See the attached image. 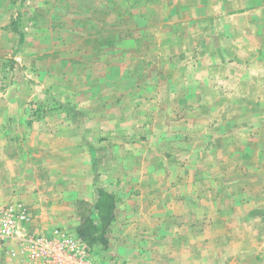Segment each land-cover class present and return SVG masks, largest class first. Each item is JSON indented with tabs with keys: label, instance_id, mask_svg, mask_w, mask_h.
<instances>
[{
	"label": "rangeland",
	"instance_id": "obj_1",
	"mask_svg": "<svg viewBox=\"0 0 264 264\" xmlns=\"http://www.w3.org/2000/svg\"><path fill=\"white\" fill-rule=\"evenodd\" d=\"M4 101L19 120L0 159L39 179L43 136L78 131L58 187L80 226L109 197L101 241L64 229L93 264L123 238L159 245L147 264H264V0H0Z\"/></svg>",
	"mask_w": 264,
	"mask_h": 264
},
{
	"label": "crops",
	"instance_id": "obj_2",
	"mask_svg": "<svg viewBox=\"0 0 264 264\" xmlns=\"http://www.w3.org/2000/svg\"><path fill=\"white\" fill-rule=\"evenodd\" d=\"M5 103L2 105V110L0 111V136H2L3 131L4 133H13V131H9L11 129H7L9 126L8 120L13 118L19 120V116H17L19 112L12 109V105L9 106L7 101ZM73 127L71 129L68 125L60 126L57 128L59 130L52 134L53 136H48V138L47 134L43 136L45 138L43 143L47 147H50L49 150L55 153V155L52 154L53 156L48 159L46 165L44 163V166L47 168L46 172L51 174L45 180L37 177L35 165L38 162L35 160L30 161L31 159H29L27 162L21 160L20 156L17 155L2 154L3 157L0 159V205L21 202L28 207L29 218L23 222V227L26 231L35 234H45L58 228L78 231L80 227V222H76L78 213L74 206L80 197L73 191L65 190L66 186L60 185L58 187V183L63 181L62 173L64 169H67V164L63 166L61 163L63 159H60L56 155L58 152L65 153L67 151L66 144H71L74 141L75 135V140H77L78 131L75 126ZM12 128L15 130V126ZM34 130H28L32 136H34ZM18 132V130H15L16 135L19 134ZM34 147L33 141L27 144L28 150ZM2 148L6 151L8 148L7 144H3ZM28 155L31 157L32 154ZM58 172H61V175ZM85 200L88 201L87 198ZM156 242L158 243L157 240ZM108 245L106 248L95 250L98 264H131L129 259L130 250L135 253L137 252V264H147L138 259L148 260L150 259V253L159 249L158 245L149 250L150 244H148L144 250H141V254L138 255V245H135L132 240H128L127 238L114 242V244L111 239ZM114 245H116L115 248ZM0 264L29 263L21 249L13 240H10L5 244L0 243Z\"/></svg>",
	"mask_w": 264,
	"mask_h": 264
},
{
	"label": "built area",
	"instance_id": "obj_3",
	"mask_svg": "<svg viewBox=\"0 0 264 264\" xmlns=\"http://www.w3.org/2000/svg\"><path fill=\"white\" fill-rule=\"evenodd\" d=\"M28 207L21 202L0 205V243L13 240L29 264H93L90 247L62 228L45 234L26 231Z\"/></svg>",
	"mask_w": 264,
	"mask_h": 264
},
{
	"label": "trees",
	"instance_id": "obj_4",
	"mask_svg": "<svg viewBox=\"0 0 264 264\" xmlns=\"http://www.w3.org/2000/svg\"><path fill=\"white\" fill-rule=\"evenodd\" d=\"M105 199H109L105 194L100 199H96L97 202L95 207L98 209L99 223L94 222L91 218H84L77 231L79 236L87 240L90 244L96 240L101 241V239L98 238L101 237L100 234H98V236L94 235L96 232L103 231L104 229L106 230V227L110 222L112 205L109 202H106L107 204L104 205L103 200Z\"/></svg>",
	"mask_w": 264,
	"mask_h": 264
}]
</instances>
